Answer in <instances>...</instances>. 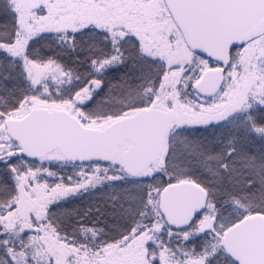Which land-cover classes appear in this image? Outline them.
Segmentation results:
<instances>
[{"label":"snow or ice","instance_id":"1","mask_svg":"<svg viewBox=\"0 0 264 264\" xmlns=\"http://www.w3.org/2000/svg\"><path fill=\"white\" fill-rule=\"evenodd\" d=\"M0 264H264V0H0Z\"/></svg>","mask_w":264,"mask_h":264}]
</instances>
